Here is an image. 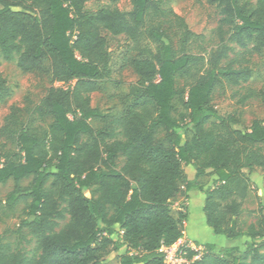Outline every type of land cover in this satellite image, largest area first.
Segmentation results:
<instances>
[{"label": "trees", "instance_id": "trees-1", "mask_svg": "<svg viewBox=\"0 0 264 264\" xmlns=\"http://www.w3.org/2000/svg\"><path fill=\"white\" fill-rule=\"evenodd\" d=\"M89 1L0 0L1 58L61 85L47 90L32 120L14 133L15 150L0 154V185L13 182L5 207L26 204L19 232L28 230L37 252L28 257L0 236V264H101L98 252L106 248L123 250L117 264H164L161 248L182 239L186 220L181 212L171 214V202L194 190L203 195L212 234L245 240L240 257L233 255L239 246L215 254L206 244L193 264H264V220L238 229L250 188L245 171L264 168V123L234 129L238 119L210 106L216 86L250 79L249 68L229 60L230 45L264 49V0L253 7L206 0L220 15L219 44L206 54L192 52L204 37L164 0H128L127 13L116 7L86 12ZM106 34L125 36L137 53L130 60L138 78L129 87L132 101L113 119L91 106V95L112 74ZM9 95L0 76V104ZM257 96L264 104V86ZM91 120L104 126L94 129ZM207 171L215 177L210 189L199 184ZM23 180L29 181L25 187ZM92 188L95 196L87 197L84 191ZM185 252L188 260L195 255Z\"/></svg>", "mask_w": 264, "mask_h": 264}, {"label": "rangeland", "instance_id": "rangeland-1", "mask_svg": "<svg viewBox=\"0 0 264 264\" xmlns=\"http://www.w3.org/2000/svg\"><path fill=\"white\" fill-rule=\"evenodd\" d=\"M173 11L182 17L189 30L197 35H202L204 39L193 45V53L206 54L210 50H215L219 44L217 36V26L220 19L218 9L210 5L206 0H164ZM240 3L253 7L255 0H239ZM116 7L122 12H129L131 5L128 0H91L84 5V11L93 12L102 8ZM166 34L173 48L176 47V38L171 30ZM107 48L110 54L111 76L99 83V90L91 95V106L96 108L109 119L123 115L130 103L129 87L134 85L138 78L134 74L130 60L137 55L130 49L131 43L125 36L113 37L105 35ZM230 45V44H229ZM229 54V60L233 61L236 67H247L251 70V77L248 82L238 87L221 84L215 87L210 106L222 117H234L239 123L234 129L247 130L255 120L264 123V104L257 96L264 86V49L256 52L251 47L242 50L235 45ZM0 76L5 80L10 89L9 97L0 104V154L14 151L13 135L28 121L32 120V109L39 104L51 86H61L51 83L49 76H37L34 73H22L15 64V61H5L0 56ZM66 88L67 86H63ZM183 82L177 80V88L181 89ZM174 111H179L180 105L177 100L173 101ZM51 122L47 119L46 124H40L45 128ZM39 125V123H35ZM94 129H100L104 124L98 120H91ZM190 134L189 130H186ZM124 160L121 157L116 159L117 169H120ZM186 176H190L189 169L184 167ZM250 180L248 197L243 205V212L239 218L238 229L244 231L250 225H256L259 219L264 220V168L254 169L251 172L245 171ZM214 176L211 171H207L199 179V184L204 189L215 186ZM28 180L21 182V187L28 184ZM13 189V182L10 180L0 185V236L8 242L14 250L24 252L28 257L37 254L35 250V239L32 238L28 230L19 232V223L25 218L26 204L19 203L13 211L5 207V200ZM183 191V188H182ZM87 197L95 196V188L85 190ZM203 195L194 190L187 193V196L177 197L171 202V214L181 212L187 216L190 207V215L185 222L187 225L184 233L189 237V242L193 245H200L206 249V244H212V253H218L220 249L226 247H240L239 251L233 253L235 257L243 255L244 247L241 241H228L222 236H215L205 225L202 215ZM200 201V203H199ZM189 203V205H188ZM62 224V223H61ZM205 241V242H204ZM123 250L114 252L111 248L100 250L98 258L101 264H117L118 256Z\"/></svg>", "mask_w": 264, "mask_h": 264}, {"label": "built area", "instance_id": "built-area-1", "mask_svg": "<svg viewBox=\"0 0 264 264\" xmlns=\"http://www.w3.org/2000/svg\"><path fill=\"white\" fill-rule=\"evenodd\" d=\"M186 250L195 252L190 260L185 257ZM161 251L164 253V264H193L205 252V248L200 245H193L189 241H182L171 247H162Z\"/></svg>", "mask_w": 264, "mask_h": 264}, {"label": "crops", "instance_id": "crops-1", "mask_svg": "<svg viewBox=\"0 0 264 264\" xmlns=\"http://www.w3.org/2000/svg\"><path fill=\"white\" fill-rule=\"evenodd\" d=\"M187 168L189 169V172H190V176H188L187 178H188L189 180H191V179H193L194 171H193L192 167H190V166H187ZM199 203H200V201H199ZM188 205H189V203H188ZM189 215H190V207H189L188 212H187L186 220L189 218ZM186 225H187V222H184V229H185ZM188 240H189V237L186 236V234L184 233L182 239H180V240L176 243V245L179 244V243H181L182 241H188ZM204 242H205V241H204Z\"/></svg>", "mask_w": 264, "mask_h": 264}]
</instances>
